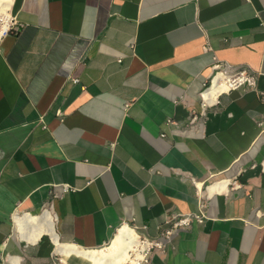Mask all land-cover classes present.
I'll use <instances>...</instances> for the list:
<instances>
[{
	"label": "crops",
	"instance_id": "crops-1",
	"mask_svg": "<svg viewBox=\"0 0 264 264\" xmlns=\"http://www.w3.org/2000/svg\"><path fill=\"white\" fill-rule=\"evenodd\" d=\"M10 9L18 24L0 38V263L75 264L52 234L18 232L16 214L40 215L46 203L60 242L100 247L124 223L157 236L169 214L206 198L207 218L153 250L152 264H264V102L250 87L225 90L201 130H183L214 57L258 72L264 87V0H13ZM226 178L240 186L209 188Z\"/></svg>",
	"mask_w": 264,
	"mask_h": 264
},
{
	"label": "bare ground",
	"instance_id": "bare-ground-1",
	"mask_svg": "<svg viewBox=\"0 0 264 264\" xmlns=\"http://www.w3.org/2000/svg\"><path fill=\"white\" fill-rule=\"evenodd\" d=\"M12 2L13 0H0V14L6 13L5 23L0 27V34L9 25V12ZM234 76H236V69L226 72H212L210 80L201 94H204L208 100L211 98L213 100L218 91L228 88L229 81L227 79H233ZM229 181V178L216 181L209 188L216 191L223 190ZM43 211L40 215L25 214L24 212L19 215L17 213L16 226L18 232L27 241L37 240L43 232L52 234L56 242L55 250L64 259L73 256L75 264H137L142 256L140 252L144 247L142 237L129 224L124 223L118 227L117 234L112 237L108 244L100 247H83L75 243L60 242L54 232L51 211L45 210V206H43ZM137 249L138 252H135L133 256ZM66 264H70V262L68 261Z\"/></svg>",
	"mask_w": 264,
	"mask_h": 264
},
{
	"label": "built area",
	"instance_id": "built-area-1",
	"mask_svg": "<svg viewBox=\"0 0 264 264\" xmlns=\"http://www.w3.org/2000/svg\"><path fill=\"white\" fill-rule=\"evenodd\" d=\"M18 24V21L16 20L15 15L11 12H9V25L7 28H5L2 33L0 34V38L6 34L12 26H16ZM210 49L209 46H206V50ZM213 72L214 71H227L229 69H236V76L233 77V79H227L229 81V86L225 90H229L231 88H236L240 86H246L253 88L257 91L259 98L264 102V87L260 88L257 86V78H258V72L251 70L248 67L241 66L236 67L231 65L228 62L219 60L217 57H214L213 63ZM77 80V79H75ZM220 90L216 93V96L212 100L207 97H205L204 94L200 93L201 97V109L200 111H192V114L189 117V120L187 122V126L183 128L184 131H192L196 132L201 130L202 128V122L199 126L196 125V123H199V119L201 114L203 115L206 110V106L210 105L218 96L219 93L225 91ZM212 95V94H210ZM170 121L173 122L172 119ZM230 185H235L237 187L240 186L238 179H231L229 181ZM67 184H65V188H67ZM45 205V210H49L48 204ZM206 208V198L199 203V208L197 211H190V212H173L167 216V223L168 225L164 228H162L157 236H148L143 235L140 232H138L135 228V230L138 232V235L142 237V243L144 244V247L141 249L142 256L138 260L137 264H152L151 262V254L153 250L155 249H164L166 244L170 242L172 235L179 229L189 226L193 221L203 222L207 218V214L205 212ZM14 261L13 256H9L6 258V260L0 264H7L12 263Z\"/></svg>",
	"mask_w": 264,
	"mask_h": 264
},
{
	"label": "rangeland",
	"instance_id": "rangeland-1",
	"mask_svg": "<svg viewBox=\"0 0 264 264\" xmlns=\"http://www.w3.org/2000/svg\"><path fill=\"white\" fill-rule=\"evenodd\" d=\"M6 13H1L0 14V27H1V25H3L4 23H5V17H6V15H5ZM117 234V230H116V232H115V234L113 235V236H115ZM111 240V239H110ZM110 241H108L106 244H108ZM106 244H104V245H106ZM132 252V251H131ZM135 252H138V249L137 250H135L134 251V253H133V256L135 255ZM141 252V251H140ZM68 261H66L65 262V264L67 263Z\"/></svg>",
	"mask_w": 264,
	"mask_h": 264
}]
</instances>
